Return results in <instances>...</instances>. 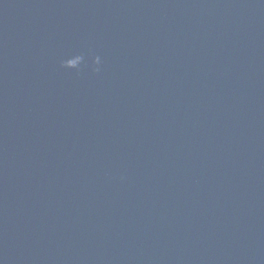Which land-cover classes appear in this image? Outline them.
<instances>
[{"label": "water", "instance_id": "95a60500", "mask_svg": "<svg viewBox=\"0 0 264 264\" xmlns=\"http://www.w3.org/2000/svg\"><path fill=\"white\" fill-rule=\"evenodd\" d=\"M0 264H264V0H0Z\"/></svg>", "mask_w": 264, "mask_h": 264}, {"label": "clouds", "instance_id": "9594fccd", "mask_svg": "<svg viewBox=\"0 0 264 264\" xmlns=\"http://www.w3.org/2000/svg\"><path fill=\"white\" fill-rule=\"evenodd\" d=\"M74 59L71 61V66L69 65V58L65 59L61 62V67L67 68V69H75L79 70L81 64L84 62V55L83 54H78L72 56ZM101 57L99 55H96L92 59V65H93V71L94 72H99L100 71V65H101Z\"/></svg>", "mask_w": 264, "mask_h": 264}]
</instances>
